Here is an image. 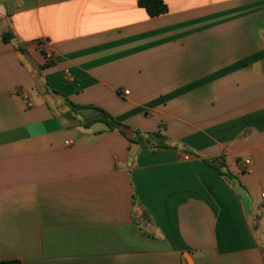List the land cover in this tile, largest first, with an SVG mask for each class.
Here are the masks:
<instances>
[{"label": "crops", "instance_id": "obj_1", "mask_svg": "<svg viewBox=\"0 0 264 264\" xmlns=\"http://www.w3.org/2000/svg\"><path fill=\"white\" fill-rule=\"evenodd\" d=\"M139 1L0 0V261L264 264V0Z\"/></svg>", "mask_w": 264, "mask_h": 264}, {"label": "trees", "instance_id": "obj_2", "mask_svg": "<svg viewBox=\"0 0 264 264\" xmlns=\"http://www.w3.org/2000/svg\"><path fill=\"white\" fill-rule=\"evenodd\" d=\"M139 6L144 8L150 17H158L161 15H165L168 13L169 9L167 4L164 0H140ZM14 38V34L12 32H7L3 35V40L6 43H9ZM52 61L48 60L45 66L51 65ZM73 111L77 113L78 110L86 108L80 105L70 104ZM100 113H102V118L99 121L104 122L107 124L111 130L119 129L122 134L128 136V131L130 128L118 120H116L113 116L109 113L105 112L104 110L97 109ZM96 121L89 120L85 123L86 127H90ZM129 141L131 143L140 144L141 147L147 148L149 144H154L157 142L154 138H152L151 133L142 134L140 131H134L133 136H129ZM159 147H165V144L157 142ZM0 264H22L21 260H3L0 261Z\"/></svg>", "mask_w": 264, "mask_h": 264}, {"label": "water", "instance_id": "obj_3", "mask_svg": "<svg viewBox=\"0 0 264 264\" xmlns=\"http://www.w3.org/2000/svg\"><path fill=\"white\" fill-rule=\"evenodd\" d=\"M79 113L85 117L86 120L96 121L90 127L80 126L79 129L82 132L87 134H93L101 131H110L111 128L102 121H99L102 118V113H100L95 108H83L79 110ZM152 138L157 140L159 143H165L167 139L163 136H159L156 133L152 134Z\"/></svg>", "mask_w": 264, "mask_h": 264}, {"label": "built area", "instance_id": "obj_4", "mask_svg": "<svg viewBox=\"0 0 264 264\" xmlns=\"http://www.w3.org/2000/svg\"><path fill=\"white\" fill-rule=\"evenodd\" d=\"M48 58L51 59V56H48ZM125 93L127 94L128 92H125ZM246 163L249 164V162H246ZM261 197L264 199V193H262Z\"/></svg>", "mask_w": 264, "mask_h": 264}]
</instances>
